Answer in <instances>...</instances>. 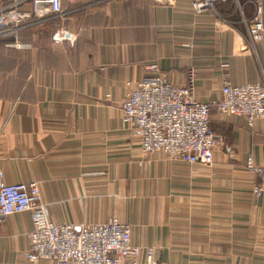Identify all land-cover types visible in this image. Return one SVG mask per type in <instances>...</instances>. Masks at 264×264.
I'll return each instance as SVG.
<instances>
[{
  "label": "crops",
  "instance_id": "0c3cea01",
  "mask_svg": "<svg viewBox=\"0 0 264 264\" xmlns=\"http://www.w3.org/2000/svg\"><path fill=\"white\" fill-rule=\"evenodd\" d=\"M14 1L0 0V11ZM18 1L31 9L32 0ZM256 1L197 14L190 0H63L61 16L2 39L6 182H38L55 224L129 223L133 244L154 248L158 264H264V198L254 199L259 180L245 167L248 155L264 166V119L248 128L213 109L223 144L208 166L143 153L121 107L127 83L140 81L151 63L176 85H188L193 73L205 104L221 98L226 80L263 83L264 39L254 43L243 23ZM62 29L73 40L55 44ZM34 227L31 212L0 221V264H26Z\"/></svg>",
  "mask_w": 264,
  "mask_h": 264
},
{
  "label": "built area",
  "instance_id": "2783aa9c",
  "mask_svg": "<svg viewBox=\"0 0 264 264\" xmlns=\"http://www.w3.org/2000/svg\"><path fill=\"white\" fill-rule=\"evenodd\" d=\"M79 0H73L78 2ZM174 5L177 0H155ZM228 0H190L197 14L217 10V5ZM63 14V0H32L30 10L20 8V1L0 11V41L17 38L27 25L47 17ZM251 40L264 39L263 4L256 1V10L248 25ZM72 34L59 30L54 43L72 41ZM191 48V45H185ZM190 73L188 85L172 83L158 64L151 63L145 76L133 85L122 103L123 123L139 134L143 153H163L171 161L188 164L214 163L215 149L223 140L212 128V111L221 118L244 119L253 128L264 119V82L236 85L226 80L221 98L209 104L200 102ZM109 97V96H108ZM245 167L258 178L254 185L256 201L264 198V166H257L248 155ZM31 212L34 230L28 234L29 248L24 252L26 264L41 260L55 264H158L154 248H142L132 242V227L118 218L107 222L58 225L49 220V210L43 201L38 182L9 184L0 171V221L12 215Z\"/></svg>",
  "mask_w": 264,
  "mask_h": 264
},
{
  "label": "rangeland",
  "instance_id": "374dc122",
  "mask_svg": "<svg viewBox=\"0 0 264 264\" xmlns=\"http://www.w3.org/2000/svg\"><path fill=\"white\" fill-rule=\"evenodd\" d=\"M231 1L233 2V8L234 9H235V7L237 8L236 3L238 2V0H231ZM250 17L246 16V15H243V23L249 25V23L251 22V19L253 18V16L251 18Z\"/></svg>",
  "mask_w": 264,
  "mask_h": 264
},
{
  "label": "trees",
  "instance_id": "16d2710c",
  "mask_svg": "<svg viewBox=\"0 0 264 264\" xmlns=\"http://www.w3.org/2000/svg\"><path fill=\"white\" fill-rule=\"evenodd\" d=\"M229 2L233 3L231 0H228V2H226V3H229ZM220 4H224V3H220ZM220 4L217 5V8H218V6H219ZM212 128H213V127H212ZM213 129H214V128H213ZM214 131H215V129H214Z\"/></svg>",
  "mask_w": 264,
  "mask_h": 264
}]
</instances>
